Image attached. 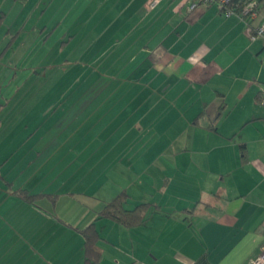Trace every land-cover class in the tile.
<instances>
[{"label": "crops", "instance_id": "obj_1", "mask_svg": "<svg viewBox=\"0 0 264 264\" xmlns=\"http://www.w3.org/2000/svg\"><path fill=\"white\" fill-rule=\"evenodd\" d=\"M26 1L0 0L1 67L61 30L97 67L92 82L118 87L82 98L75 154H0V264H83L92 222L96 264H249L264 243V41L249 34L264 0L249 23L214 2L189 11L195 0H34L13 14ZM75 158L90 168L54 187ZM121 191L127 209L153 205L141 225L95 220Z\"/></svg>", "mask_w": 264, "mask_h": 264}, {"label": "rangeland", "instance_id": "obj_2", "mask_svg": "<svg viewBox=\"0 0 264 264\" xmlns=\"http://www.w3.org/2000/svg\"><path fill=\"white\" fill-rule=\"evenodd\" d=\"M33 4L34 0L26 1L23 3L24 6L17 2L13 14L19 11L22 12L21 14L31 12ZM11 8L13 7L8 2L4 7L5 12ZM40 10L42 8H38L35 12ZM53 11L54 7L49 8L47 12L55 14ZM22 22L23 20L19 18L16 27ZM68 39L61 34V30H58L45 42L43 38L33 45L28 42L29 52L24 51L27 48L25 45L17 56L18 62L13 63L10 68H3L0 64V154L3 152V156L12 158L15 162L20 160L18 158L40 155L38 151L47 144L52 146L50 156L59 158L65 157L70 152L75 154V149L72 147L74 141L84 138L71 134V131L77 129L76 125L82 115L74 117L77 119L80 116L77 122H72L71 118L77 112V107L80 108L82 98L89 90L97 91V87L100 95L118 87L116 83L109 85L104 79L92 82L91 77L96 76L97 67L92 64L91 59L84 60L85 57L82 58L81 53L75 51V46L73 49V44H68ZM3 54L0 52V60ZM8 55L5 56L4 61H7ZM60 61L61 63H58ZM87 108L89 110L92 106L89 105ZM65 128L66 131L62 132ZM86 135H90V131H87ZM91 149L92 147L85 156L90 155ZM43 152L44 150L41 154ZM76 159L69 168L63 166L61 178L56 181L54 187L70 178V174L74 173L73 170L77 167L80 170V163H83L82 173L90 168L91 165L85 164L86 161L82 158ZM66 162L68 158L63 164L65 165ZM50 167L46 173L51 172ZM17 171L19 169L14 172ZM55 173L57 172L52 171V175ZM88 181L90 184L87 187L91 191L94 187L92 182ZM71 183L72 181L69 185ZM79 187L84 188L82 185Z\"/></svg>", "mask_w": 264, "mask_h": 264}, {"label": "trees", "instance_id": "obj_3", "mask_svg": "<svg viewBox=\"0 0 264 264\" xmlns=\"http://www.w3.org/2000/svg\"><path fill=\"white\" fill-rule=\"evenodd\" d=\"M251 2L255 4V9H257L259 13V4L255 0H231L228 7L231 8L234 13L240 14L242 10ZM243 19L246 21V23L250 22L247 17H243ZM256 28L250 30L249 34H253V31ZM257 98L259 99V101L263 102V100L261 99L262 97ZM13 194H15L25 202L30 203L34 201L35 197H37L34 195H30L23 189H18L14 191ZM128 198L129 196L127 195V193L125 191H121L111 201L103 206V208L97 213V217L95 220L111 221L126 228H132L141 225L153 205L147 202H141L136 204L133 208L127 209L126 204ZM80 233L84 239L83 264H96L100 257V254L97 250V242L100 240V236L94 222L82 228L80 230Z\"/></svg>", "mask_w": 264, "mask_h": 264}, {"label": "built area", "instance_id": "obj_4", "mask_svg": "<svg viewBox=\"0 0 264 264\" xmlns=\"http://www.w3.org/2000/svg\"><path fill=\"white\" fill-rule=\"evenodd\" d=\"M161 0H147L145 7L146 9H151L157 5ZM231 0H196L191 2L188 10L193 11L200 4H206L214 2L217 5L218 11L224 16H230L233 14L239 15L241 18L247 17L248 20H253L257 17L258 11L255 9V4L253 2L249 3L240 14L234 13L231 8L228 7ZM251 39L261 38L264 41V20L260 25L253 31V34H250ZM249 264H264V243L260 246L258 255L253 258Z\"/></svg>", "mask_w": 264, "mask_h": 264}]
</instances>
